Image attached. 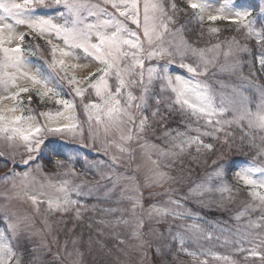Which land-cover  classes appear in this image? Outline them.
<instances>
[{"label": "rangeland", "instance_id": "rangeland-1", "mask_svg": "<svg viewBox=\"0 0 264 264\" xmlns=\"http://www.w3.org/2000/svg\"><path fill=\"white\" fill-rule=\"evenodd\" d=\"M179 1L181 6L182 2L186 6L189 4V0ZM86 2L99 5L101 8L107 9L108 12L115 11L109 5H105L103 0H86ZM143 2L144 0H141V22H143ZM160 2L176 21L174 25L169 26L170 31L164 35L163 39V46L173 52L172 59L175 60L173 65H168L170 74L179 75L185 79H199L206 83L215 97L217 105L223 99L224 106L228 109L221 119L232 120L236 112L241 109L240 101L245 97L248 106L255 112L256 106L264 102V69L259 64L260 56L257 57L258 55L255 54L264 52V48L258 50V47L262 46L259 39L254 35L249 36L245 29L239 28L232 29L234 35L224 33L221 36L213 32L214 37L201 35L196 38L193 32H187L184 27L188 17L185 14L187 12L184 6H179L173 0H160ZM207 2L209 7L204 12V22L209 21L207 19L209 15H216L219 8L225 7L227 0H207ZM172 4L176 5L174 14L171 9ZM236 8L253 9V16L257 17L255 27L264 34V17L259 15L260 11L264 9V0H234V10ZM39 11L41 12L42 9ZM41 14L52 18L56 23H64V19L57 14L55 8L44 9ZM83 15L87 16V13L85 12ZM193 16H195L194 13ZM106 18L101 16V19ZM95 20V17L87 18V22H95ZM8 22L14 25L17 35H24L26 31H30L24 25H15L12 20ZM129 27L138 31L141 40L144 39L142 29H136V26L130 23ZM44 39L48 40L49 37H44ZM51 39L53 43L63 47L61 41L54 37ZM182 39L197 49H213L215 45H220L219 49L206 53L209 58L217 57L214 63L209 66L207 75L193 78L186 70L178 67L181 59L185 63L194 65L199 62L198 58L190 51L184 52L183 56L176 52V46ZM233 41L236 43H232ZM18 42L14 40L12 45L6 46H15ZM230 44L234 54L225 57L224 53L228 51ZM245 46L248 51H236L238 47ZM147 47L145 43V48ZM76 53L81 57L79 60L66 58L65 62L70 65H81V67L69 68L68 76L85 80L81 87L88 88V83L94 81L96 76H92L91 80L85 78L90 72L95 71L96 67H103V65L91 61L89 67H82L87 61L83 58L82 51L76 50ZM56 56L57 59L61 58L58 52ZM237 59L238 67L235 71L230 70L231 66L237 63ZM51 60L52 58L48 63ZM145 61V70L150 66H159L155 60L146 59ZM42 64L46 66V70L29 61L28 70L34 73L37 67L41 68L46 75L50 76L49 86L65 98L64 87L69 85L66 81L61 82L54 73H51L47 68V62ZM8 71L14 70L8 69ZM145 80H147L146 71ZM18 83L32 89L30 81L20 80ZM109 84L113 89L115 88L114 77L109 78ZM136 87L138 86L131 88L134 95ZM10 91H15V89H10ZM33 91L36 93V89ZM88 91L84 97H89ZM5 95L8 93L0 89V97ZM92 96H95L93 90L89 102H101L96 96V99L93 100ZM36 97L41 103L49 105L41 113L52 112L55 114L57 110H62V106L55 103L56 97L52 99L44 97L43 102L39 96L36 95ZM78 103L81 107L76 106L72 115L83 136L78 134L73 137L66 133L60 136V139H57L59 136L53 137V139L61 140L60 142L64 145L77 141L81 149L88 151L99 148L104 160L99 158L93 160L89 158L88 153L76 146L61 147L62 154L49 153L51 150L46 147L45 150H42V157L38 163L20 172L14 170L13 172L17 175L5 180L4 177L13 172H10L11 168L4 169L7 165L3 164L5 163L3 159L8 161H12L10 157L19 159L20 156H16L17 151L19 148L25 147L19 141L10 145L4 139H0V153L3 154L0 155L3 157V159L0 158V161L3 162L0 163V241L10 245L16 253L15 257L11 259V264H17V261L19 264H192L190 260L194 257L188 253H194L195 258L201 260L196 264H212L210 261L208 262V258L217 260L214 264H239L236 262V250L249 254L250 249L259 245L257 250L264 251V244L260 243L261 240H264V220H261V217L264 216V205H261L249 194L252 189L240 181L236 175L237 171L245 167L264 168V141H258L252 134L254 132L257 136L264 138V132L249 128L247 120H244L233 123L231 126H225V131L230 133L227 145H222L221 142L225 135H220L219 139L213 136L201 137L205 144L211 143L215 150L224 155H219L221 160L228 161L229 158L233 162L240 155H242L241 159L251 157L240 164L234 172L238 183L246 189L247 194H243L228 174L233 163L230 165L225 162L208 167L206 158L209 150L202 148L198 152L197 146L193 144L190 148L185 147L181 153L175 146L181 143L182 139L197 135L195 131H190V128H199L202 132L210 131L211 129L205 126L203 120L197 121L196 118L190 117L185 121L180 118L181 122L175 123L172 121L174 114L168 110L169 102L160 107L163 120L159 117L153 119L152 112L144 114V109L134 108L132 112L137 118V124L143 114L148 116L151 127L149 129L146 127L144 133L134 135L132 141H126L121 137L128 134L129 128L133 129V133L136 132L132 125L127 122L119 125L110 124L107 117L103 115H101V122L98 123L95 110H90L93 119L89 120L83 107L87 102L80 100ZM121 103H124V99L121 100ZM14 106V102L10 100L0 102V114L8 119L16 115L27 116L25 110L15 113L7 111V108ZM175 107L173 105V108ZM35 118L32 123H47V118L40 114ZM65 122L63 118H59L60 124ZM243 128L247 131H244ZM233 129L243 132L251 143L233 135L232 132H235ZM165 132H170L171 135L165 136ZM177 133H184L185 136L179 137L176 135ZM120 147H124L128 151L121 152ZM11 151L16 152V155ZM162 152L168 153V155H163ZM172 153L178 154L172 155ZM36 155L33 154L34 157ZM57 160L61 161V167H56ZM14 162L18 161L14 160ZM109 164L117 169H113ZM220 165H224V174L217 177L215 170ZM130 169L132 172L127 173L126 171ZM25 173H27V180L22 183L21 180ZM159 173L166 175L161 178ZM261 175V173H255L254 178H259ZM65 181H68L67 189L70 199L78 201V203L69 206L68 211L49 210V200L63 199L65 193L61 192L59 188ZM198 186L211 188V191H204L203 187ZM222 186H227L231 192L219 191L218 189ZM165 188L167 190H164ZM149 189L153 193L159 192L158 196L165 197V200L147 203L139 213L131 209L130 207L135 206L138 198ZM201 191L203 194H198ZM30 196L37 197L36 204H33ZM173 200L180 201V206L173 204ZM191 203H196L199 209L204 207L207 215L224 211L230 214L234 223L229 221L228 225L236 226L239 229V232L229 231L231 242L234 244V247L231 248L235 249L232 252L234 258L227 254L222 256L215 253H220V251L216 249V246L214 248L207 242V240H211V235H206L207 227L211 226L210 219L206 217V214L191 209ZM80 206H83V209L79 211ZM154 208L167 209L169 213L181 214L177 218L181 221V227L163 230L165 219L171 215L160 216L153 211ZM77 211H79V216H77ZM61 220H66L69 228L63 229L59 234L55 229L59 227ZM250 222L260 223L261 227H252ZM197 228L199 231L196 230ZM204 236H207V240L204 239ZM24 243L32 244L33 252L26 253ZM240 249H244V251H240ZM225 257L228 259H224ZM249 257L250 255L247 256V258ZM161 258L162 263L157 262L156 259Z\"/></svg>", "mask_w": 264, "mask_h": 264}, {"label": "snow or ice", "instance_id": "snow-or-ice-1", "mask_svg": "<svg viewBox=\"0 0 264 264\" xmlns=\"http://www.w3.org/2000/svg\"><path fill=\"white\" fill-rule=\"evenodd\" d=\"M105 5H109L114 12H108L107 9L101 8L96 4H89L86 0H0V89H3L8 95L0 97V102L10 100L14 102V107L7 108L9 112H23L25 101L22 98L24 94H28L33 89H36V95L43 102L44 97L52 99L56 97L55 103L62 106V110H57L55 114L52 112H42L41 116L47 118V123L36 124L32 123L36 118L33 115H16L11 119L0 114V139H5L10 145H14L17 141L22 142L28 156L23 159L24 164H29V161L35 157L33 154H40L41 146L45 145L46 137L63 136L71 134L83 136L79 130L78 124L75 122V117L72 112L76 108L74 99H67L60 95L58 91L49 86L50 76L46 75L41 68L37 67L35 72L28 70L29 61L26 59V50L22 47L25 36L16 34L15 27L9 20L15 22V25L26 26L31 33L37 37H49L47 43L50 45L52 60L47 63V68L54 73L61 81L70 86V93H74L75 97H79L83 101L88 88L92 89L95 96L99 98L100 103L89 102L83 105L88 119L92 120V112L97 113L96 120L101 122V115L107 117L110 124L119 125L127 122L132 125L133 129L129 128L128 134L121 138L126 141H132L134 135L144 133L146 127H151L148 116L142 114L137 124V118L133 114L132 109H145L149 107V100L155 102V109L151 115L153 119L161 116L160 105L164 102L161 97H150L151 85L154 81L160 82V92L170 91L174 94V98L168 103V110L172 111L173 105L178 106L179 110L187 113L189 116L196 118L197 121L203 120L207 128L211 131H201L199 128L191 129L197 135L187 137L181 140V143L175 145L182 153L185 147L190 148L195 144L196 150L199 152L202 148L209 151L212 150L211 143L205 144L201 139L202 136H213L219 139L217 134L224 133V143L227 144V136L230 133L225 132V126H231L233 123L247 120L249 128H255L258 131L264 132V102L258 104L257 110L253 112L248 106L247 98L240 101L242 107L236 112L232 120L221 119L224 117L228 109L224 106L223 99L217 105L215 97L212 95L206 83L199 79H185L179 75L173 76L170 74L168 65L175 63L173 52L163 46L164 35L170 31V25L176 23L173 15H169L168 10L160 0H144L143 2V22H141V0H103ZM188 7L193 9L195 18L199 21L205 19L204 12L209 7L207 0H189ZM57 9V14L64 19V23H56L52 18L41 14V9ZM171 9L173 14L176 11V5L172 4ZM87 13V16L83 13ZM118 14V15H117ZM264 17V9L259 13ZM101 16L107 17L101 19ZM88 17H95V22H87ZM251 17V19H249ZM123 18V19H121ZM209 21L229 20L232 23L242 26L247 31L249 36H256L261 44H264V34L256 29L257 17L253 16V9L236 8L234 10V0H227L225 7L219 8L216 15H209ZM135 25L136 29H142L144 39L138 31L129 27ZM239 30V29H238ZM211 32H218L219 29L212 28ZM51 37L63 43V47L53 43ZM95 39V42L93 40ZM17 40L15 46L13 41ZM145 43L147 48H145ZM232 43H236L233 41ZM220 48V45H215L213 49H197L181 40L176 46V52L183 56L184 52L190 51L198 58V63H185L183 59L178 64V67L186 70L191 74V77L205 76L208 73L209 66L212 65L217 58L213 56L209 58L206 53L213 52ZM76 50L83 53V58L87 61L82 67H89L91 61L97 62L103 67H96L95 71L89 73L85 78L91 80L92 76H96L94 81L88 83V88L81 87L85 80L77 79L75 76H68V69L81 67V65L67 64L66 58L79 60L81 57L77 55ZM239 51H248L247 47L236 49ZM57 52L60 59H57ZM231 44L225 57L233 55ZM165 56L169 57L167 64L160 66H150L145 70V60H159ZM89 58H91L89 60ZM237 63L233 64L230 70L235 71L238 67ZM259 64L264 69V54L259 57ZM8 69L14 71L9 72ZM139 70V71H138ZM223 70V69H222ZM145 71L147 72V80H145ZM99 73V75H97ZM114 77L116 84L113 89L109 84V78ZM30 81L32 89L27 86H21L18 81ZM39 86V88H37ZM134 86H139L140 95L136 96L131 91ZM15 89V91H10ZM42 89V90H40ZM235 91V89H233ZM124 99V103L121 100ZM139 101L138 103H134ZM31 96H28L27 103L31 105ZM59 118L66 121L64 124L59 123ZM107 130V129H106ZM165 136H170V132H165ZM179 137H184V133H177ZM62 145H53L51 152L55 154ZM121 152L128 151L124 147H120ZM168 155V153H163ZM178 153H172L177 155ZM0 155H3L0 153ZM115 159V158H114ZM7 164L8 162L5 161ZM14 163V160H13ZM61 161H56V167H61ZM255 173H261L259 178H254ZM224 165H220L215 170L217 177L223 176ZM17 175L15 172L4 177L5 180L13 178ZM165 173H159L161 178L165 177ZM240 181L248 186L252 191L249 193L254 199L258 200L261 205H264V168L255 166L245 167L236 172ZM27 180V173L22 177L21 182ZM68 181L63 182L59 190L64 192L63 199L56 201L49 200V210L68 211V207L75 205L78 201L71 200L67 189ZM203 187L204 191H211V188ZM221 192H231L227 186H222L218 189ZM195 192V190H193ZM203 194V191L198 193ZM33 204L37 203L36 196L29 197ZM173 204L180 206V201L173 200ZM139 205V200L135 202ZM155 211L160 216L169 215L167 209H157ZM174 218H179V213H172ZM79 216V211H77ZM239 219V217H237ZM264 220V216L261 217ZM250 226L259 228L260 223L250 222ZM195 227V226H193ZM199 231V229H196ZM135 235V234H134ZM264 244V240H261ZM257 247L249 250V255L257 257L264 261V252L258 251ZM244 251V249H240ZM195 258L194 253H188ZM16 253L13 248L0 241V264H11V259ZM224 259H228L225 257ZM247 259V257H246ZM19 264V261H17Z\"/></svg>", "mask_w": 264, "mask_h": 264}, {"label": "trees", "instance_id": "trees-1", "mask_svg": "<svg viewBox=\"0 0 264 264\" xmlns=\"http://www.w3.org/2000/svg\"><path fill=\"white\" fill-rule=\"evenodd\" d=\"M175 3H178V5L179 6H181V3H180V1L179 0H173ZM182 7V6H181ZM187 12V11H186ZM185 13V12H184ZM187 13H189V12H187ZM187 13H185L188 17H187V20H186V25H184V27L186 28V31L188 32V31H191V32H193L194 33V37H196V38H198V36H211V37H214V35H213V32H211L210 31V29H212V28H209V27H204V26H200V24H199V21L192 15L193 13H189V14H187ZM232 28H230V27H226V28H224V29H219V31L218 32H215V33H218V35H221L222 36V34H226V33H229V35H234L235 33L231 30ZM208 31V32H207ZM237 34H239V33H237ZM236 34V35H237ZM217 35V34H216ZM264 48V44H262V46H260V47H258V50L259 49H263ZM34 51L37 53L38 51H37V48L36 47H34ZM36 53H34V54H36ZM256 55H258L257 57H259L261 54H264V52H262V53H255ZM38 56L36 57V59H35V61L37 60V61H41L42 60V58H41V56L39 55V54H37ZM264 77V76H263ZM263 80H264V78H263ZM172 114H174V118L173 119H175V120H173L172 119V121H174L175 123H177V121H180L179 119L180 118H182V119H184L185 121L186 120H189L190 119V117L191 116H189L187 113H184V112H180V111H176V110H174V111H172L171 112ZM181 122V121H180ZM233 130H235V132H232V134L233 135H237L238 136V138L239 139H244V140H247V136L246 135H244V133L242 132H240V131H238V130H236V129H233ZM232 131V130H231ZM230 131V132H231ZM226 133H229V132H226ZM218 136H220V135H222V136H224L225 134L224 133H219V134H217ZM227 138V140L229 141V138H228V136L226 137ZM224 139H225V136H224ZM224 139L221 141L222 142V145H227V144H225L224 143ZM247 141H249V140H247ZM250 143H251V141H249ZM208 154V157L206 158L207 159V163H206V166H208V167H211V166H213L214 164H222V163H225V162H228L230 165H232V163H233V166H232V168L236 165V164H238L239 162H243V160H247V159H249V158H251V157H244L243 159H241L240 157L242 156V155H240V156H238V157H236V159L232 162L229 158H228V161L227 160H225V159H220V157H219V155H221L222 153H219L217 150H215L214 148L211 150V151H209V153H207ZM223 155V154H222ZM254 155V154H253ZM224 156V155H223ZM253 157V156H252ZM236 163V164H235ZM184 168H187L186 166H183ZM229 168H230V166H229ZM231 168V169H232ZM231 169H229V171H228V174L229 173H231L232 172V170ZM197 204L196 203H191L190 204V208L192 209H194V210H198V211H200V212H202V214H206L207 212H206V209L204 208V207H202L201 209H199V207H197L196 206ZM230 214H228V212L227 211H224V212H221V213H214L213 215L212 214H210V215H207L206 214V217H208L211 221H213V222H215V223H217L218 225L217 226H223V227H225V226H229L228 224H227V221L229 222H231V223H234V220L229 216ZM233 227V226H232ZM60 230H61V232H62V229H61V227H60ZM263 264H264V261H261Z\"/></svg>", "mask_w": 264, "mask_h": 264}]
</instances>
